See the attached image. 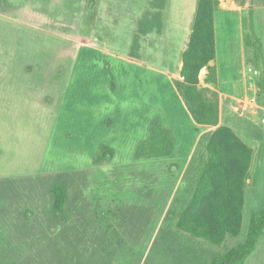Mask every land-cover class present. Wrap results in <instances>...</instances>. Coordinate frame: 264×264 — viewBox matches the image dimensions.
Listing matches in <instances>:
<instances>
[{
    "label": "rangeland",
    "instance_id": "1",
    "mask_svg": "<svg viewBox=\"0 0 264 264\" xmlns=\"http://www.w3.org/2000/svg\"><path fill=\"white\" fill-rule=\"evenodd\" d=\"M148 1L0 0V264H207L244 240L251 215L264 206L263 199L248 203L239 235L214 246L175 225L193 190L198 161L135 159L124 141V150L94 165L93 151L83 150L84 137L99 139L97 148L112 147L100 141L111 119L97 112L96 101L109 100L119 85V100L132 108L138 104L144 80L123 59L135 61L129 45ZM246 26L247 56L256 64ZM95 45L99 51L84 48ZM158 45L166 54L174 44L165 37ZM58 85L65 89L64 106L55 111L43 94ZM203 145L200 140L197 155ZM54 182L67 184L58 218ZM134 205L154 208L146 231L130 224L129 211L134 221L143 213ZM243 264H264V234Z\"/></svg>",
    "mask_w": 264,
    "mask_h": 264
},
{
    "label": "crops",
    "instance_id": "2",
    "mask_svg": "<svg viewBox=\"0 0 264 264\" xmlns=\"http://www.w3.org/2000/svg\"><path fill=\"white\" fill-rule=\"evenodd\" d=\"M197 3L198 0H166L162 9L161 31H151L141 36L139 56L135 57V61L123 59L124 62L135 65L144 80L140 82L141 87L135 97L137 106H125L124 101L119 100L117 96L119 92H123L119 85L117 92H112L109 100L105 98L96 101L97 112H106L105 118L111 119V124H107V132L100 141L111 145L115 153L124 150L121 148L124 141L133 151L136 143L146 137L151 118L158 116L160 122L169 127L176 138L171 154L165 159L187 164L201 137L213 129L194 122L173 84V80H181L182 52L189 41ZM249 10L252 12L254 32L261 43L259 53L251 36L256 50V64L247 56L245 44V16ZM213 28L215 58L210 64L215 67L217 79L216 82H205L207 70L202 68L199 72V84L217 92L219 123L229 126L252 150L245 188L244 213L248 203L251 206L261 199L264 200V196L261 198L264 191V0H219L213 14ZM164 36L169 44H174L170 48L171 52L167 51L166 54L158 45ZM96 46L84 48L99 51ZM248 68H251V71H248ZM122 85H125V82ZM163 87L171 92L173 99L163 96ZM44 96V104L48 107H53L55 111L63 108L64 86H53L43 94V98ZM113 98H118V102ZM118 111L122 117L120 120H117ZM187 131L191 137L189 141L185 139ZM98 141L99 139H95L92 142L85 137L81 140L82 146H86L83 150L93 151L90 154L91 160ZM262 208L258 207L257 210Z\"/></svg>",
    "mask_w": 264,
    "mask_h": 264
},
{
    "label": "trees",
    "instance_id": "3",
    "mask_svg": "<svg viewBox=\"0 0 264 264\" xmlns=\"http://www.w3.org/2000/svg\"><path fill=\"white\" fill-rule=\"evenodd\" d=\"M218 1L198 0L189 41L182 52L181 80H173L194 122L213 128L201 137L204 147L200 154L194 153L191 158L192 161H198V172L191 195L178 212L175 225L178 230L214 246L220 245L227 235L236 237L241 231L246 181L252 155L251 148L229 126L219 123L217 92L199 84V72L202 68L207 70L205 82H216L217 79L215 67L210 62L215 58L213 14ZM148 4L149 8L135 21L128 51L131 57H137L141 36L151 31L160 32L163 26L162 9L166 0H149ZM251 15L249 10L245 16V24L260 53L261 43L254 32ZM175 141L171 129L162 125L159 118L154 116L148 123L146 137L136 143L133 157L153 159L169 156ZM113 154L112 147L100 143L92 164L101 165L110 160ZM66 192V183L52 184V210L56 218L60 217L59 213L66 203ZM133 207L135 211L142 209L139 205ZM142 210L141 218L137 221H134L132 210L128 212L130 224H136L139 232L146 231L155 215L152 205H145ZM71 219L73 224L80 216ZM263 234L264 208L251 215L242 242L222 254L212 255L207 264H243Z\"/></svg>",
    "mask_w": 264,
    "mask_h": 264
},
{
    "label": "built area",
    "instance_id": "4",
    "mask_svg": "<svg viewBox=\"0 0 264 264\" xmlns=\"http://www.w3.org/2000/svg\"><path fill=\"white\" fill-rule=\"evenodd\" d=\"M248 71H251V68H248ZM254 73H256V71H254Z\"/></svg>",
    "mask_w": 264,
    "mask_h": 264
}]
</instances>
